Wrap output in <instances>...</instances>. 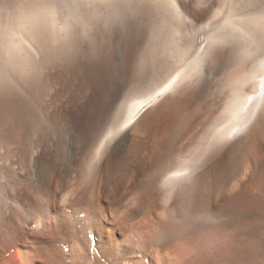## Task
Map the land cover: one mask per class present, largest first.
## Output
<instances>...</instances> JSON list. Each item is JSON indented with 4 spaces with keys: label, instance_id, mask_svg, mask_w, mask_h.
<instances>
[{
    "label": "bare ground",
    "instance_id": "bare-ground-1",
    "mask_svg": "<svg viewBox=\"0 0 264 264\" xmlns=\"http://www.w3.org/2000/svg\"><path fill=\"white\" fill-rule=\"evenodd\" d=\"M261 4L0 3V264H264Z\"/></svg>",
    "mask_w": 264,
    "mask_h": 264
},
{
    "label": "rangeland",
    "instance_id": "rangeland-1",
    "mask_svg": "<svg viewBox=\"0 0 264 264\" xmlns=\"http://www.w3.org/2000/svg\"><path fill=\"white\" fill-rule=\"evenodd\" d=\"M22 0H0L1 4H7L11 7H16ZM189 4L191 6H189L187 8V10L189 11V13L191 15H193L196 18H205L207 20H209L212 17L213 14V10L221 5L222 0H201L199 5H201L202 7H200L199 5H197V0H188ZM16 5V6H15ZM201 32V31H200ZM221 77V75L218 76V78ZM174 96H172V98H169L168 101L165 103L166 107L165 110L168 111L171 109L172 107V100H173ZM168 108V110H167Z\"/></svg>",
    "mask_w": 264,
    "mask_h": 264
},
{
    "label": "snow or ice",
    "instance_id": "snow-or-ice-1",
    "mask_svg": "<svg viewBox=\"0 0 264 264\" xmlns=\"http://www.w3.org/2000/svg\"><path fill=\"white\" fill-rule=\"evenodd\" d=\"M260 7H261V8H264V4H261ZM234 131H235V130H234Z\"/></svg>",
    "mask_w": 264,
    "mask_h": 264
}]
</instances>
